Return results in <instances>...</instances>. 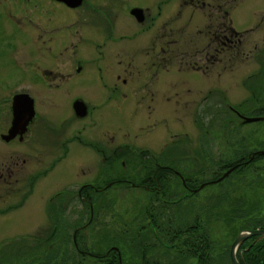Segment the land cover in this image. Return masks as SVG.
<instances>
[{"label": "rangeland", "instance_id": "374dc122", "mask_svg": "<svg viewBox=\"0 0 264 264\" xmlns=\"http://www.w3.org/2000/svg\"><path fill=\"white\" fill-rule=\"evenodd\" d=\"M196 3L204 6L199 9V5L194 6ZM3 7L6 5L0 2V135L6 134L11 118V102H7L12 93L19 91L9 85L14 67L10 59L13 46L8 42V35L15 31ZM16 9L15 5L11 10ZM169 9V68L166 72L159 71L154 79L155 99L162 92L158 85L165 84L164 114L158 116L154 104L146 109V103L141 102L136 107V97L129 86L123 87L121 93L126 97L119 100L112 97L110 101L107 92L93 88L84 91L83 95L86 100L94 98L96 101L91 104L99 108L93 115L98 126L92 129L106 128L116 135L113 143L102 139V147L110 149L118 141L141 146L147 140L145 146L154 153H158L161 146L177 148L170 150L175 151L177 157L178 153H185L187 174H193L200 182H209L196 198L187 200L186 204L201 205L203 225L205 217L209 220L212 229L208 231L211 233L208 238L212 239L210 257L221 254L217 264H230L229 246L235 235L243 230L236 228L235 223L230 233L228 229L216 230L224 226V214L226 218L234 214L242 217L244 212L245 215L249 212L248 220L239 219L240 228L253 229L264 225V172L259 171L264 162H256L242 171H232L222 181L216 182L224 173L220 171L223 164L247 152L261 151L264 147V122L244 124L229 109H238L236 111L245 117H255V110L250 109L264 101V0H186V4L183 0H170ZM225 14L241 38L240 55L231 62H214L211 65L204 61V54H200L213 35L206 32V27L217 19L211 30H220V22L225 28ZM150 33L154 36L155 30L145 36L149 38ZM142 36L130 46L128 53L141 73L146 67L145 49L148 47L146 50H150L156 42L151 45L138 42ZM210 49L208 45L206 51ZM70 93L69 96H56L51 104L37 106L46 121L41 133L27 135L22 143L14 140L7 144L0 139V264H105L104 254L111 247L120 251L121 264H135L141 256L137 246L140 242L147 247L146 262L178 264L171 260L174 251L168 255L153 243L152 238L146 240L149 230H138L146 222L140 219V225L136 226V213L142 212L143 207L149 204V194L137 188L113 186L103 192L104 197L94 203L91 224L76 233L77 248L73 244L74 229L87 221L83 219L80 204L65 203L67 211L63 213L51 206L52 216L46 215L47 197L63 190L64 184L69 183L65 189L72 194L82 182H93L98 188L114 177L109 171L100 175L93 167L96 160L89 149L77 141L71 145L69 156L63 163L53 162L51 153L44 154L58 146L55 134L61 125L64 124L66 130L71 120L75 122L71 115V102L76 92ZM119 104L121 106L117 109ZM215 114L220 121L211 129L205 127L208 126V117ZM162 118H165L164 128H161ZM201 120H204L203 129L199 127ZM75 123L71 124H74L72 127L70 125V130L77 128ZM156 131L157 135L163 136V142L159 144L152 136ZM96 137L99 135L92 134L89 140L97 142ZM199 147L203 149L201 158L197 156ZM163 156L166 158L167 154ZM177 157L175 162H178ZM130 161L132 158H127V163ZM83 163L91 166V171L84 175L79 171ZM127 171L130 173V169ZM174 179L172 176L170 180ZM172 181L171 195L177 199L181 193L174 185L177 181ZM169 210L171 222L175 227L179 226L180 210ZM196 210L192 207L187 223L194 220ZM216 214L219 215L217 219ZM67 225L69 228L63 229ZM53 227L61 229L52 230ZM113 255L117 258L116 253ZM181 264H195V259L184 258Z\"/></svg>", "mask_w": 264, "mask_h": 264}, {"label": "flooded vegetation", "instance_id": "af4514ba", "mask_svg": "<svg viewBox=\"0 0 264 264\" xmlns=\"http://www.w3.org/2000/svg\"><path fill=\"white\" fill-rule=\"evenodd\" d=\"M183 1L186 4V0ZM0 2L6 5L2 10L4 14L8 15L15 31L13 34H7L8 42H10V46H13L10 48L12 53L10 59L14 67V72L11 75L13 78H11V84L9 85L19 90L12 93L10 96L11 101L7 102H11L9 108L11 118H9L6 134L12 129V102L15 95H22L23 102L27 106H32L34 110V115L26 127V132L21 136L16 135L12 140L22 143L27 135L41 133L43 126L46 124L44 116L37 110V106L53 103L58 95L69 96L71 95L70 92H76L71 102V115L76 123L73 120L70 122L71 124L75 123L77 128L70 130L69 128L74 124L68 123V128L65 130V125H61V128L55 134L58 146L51 149V151H45L44 154L49 155L51 153L54 156L53 162L63 163L69 156L71 145L77 141L78 144L83 145V148L89 149V153L96 160L93 167L99 171L100 175L106 171L114 175L103 187L97 188L93 182H82L76 193L72 192V194L68 189H65L69 183L64 184L63 190L61 189L48 196L49 200L46 198V215L48 217L52 216V208L61 209L62 213L66 212L67 205H64L65 203L77 202L83 209V219L86 218L87 221L74 230H83L91 224L94 203L97 199H101L103 192L113 186L133 187L149 194V204L145 208L143 207L142 212L136 213V226L140 225V219L146 222L145 225L138 227V230H149L148 235H151L150 238L159 247L173 250L179 244L183 253V257L180 258L182 261L187 258L188 252L201 249L202 238L211 235L208 231L212 229H210L207 217L204 218L205 224L203 225L201 205L196 204L193 206L186 204V201L196 198L209 182H200L193 174H187L184 152L178 153V162L171 163V148L167 146L159 147L158 153H154L151 148L145 146V143H148L147 140L141 146H132L118 141L110 149L102 147V139L113 143L116 142V135L114 136L112 131L106 128L99 131L92 129L98 126L97 119L93 115L99 108L91 104L92 101H96L94 98L86 100L87 97L83 95L84 91L93 88L103 91L105 94L107 92V95H109L107 99L110 101L112 97L119 100L126 97V94L121 93L123 87L129 86V90L133 92L132 95L136 97V107L140 106L141 102L146 103V109L150 108V104H154L157 115L164 114L165 84H157L158 90H162V92L155 99L154 79L159 71L166 72L169 68L170 0H0ZM15 5L17 9L12 11L11 9ZM194 6L202 9L204 4L196 3ZM223 20L227 26L226 20ZM220 23V30H211L210 27H213V25H207L206 32L213 33L209 37L212 39L200 52V54H204V61L211 65L214 62L219 63L217 61L219 56L222 59L231 56L229 49L232 46L226 44V42H233V35L226 33L222 22ZM230 23L232 24L231 19ZM216 27H218V24ZM153 30H155V35L153 36L150 33L149 38H147L145 34H149ZM232 30L234 31L233 27ZM140 36L142 37L138 42L143 44L149 43L151 45L153 41H156L153 43V48L146 50L147 47L145 49L144 54L147 61L144 62L146 67L144 66L145 69L142 70V73L137 71L133 58L128 55L131 51L130 46L136 44ZM208 45L211 49L206 51ZM203 70V73H205V68ZM139 76L142 77L139 78ZM42 92L43 94H41ZM77 101L86 106L84 117H78L74 112L73 105ZM120 106V104L117 105V109ZM229 109L235 117H240L236 111L238 109L234 110L230 107ZM250 110H259L260 114L256 116L264 118V101L261 100L259 106ZM20 116H22V107ZM28 117L29 115L25 111L21 124L18 126L19 130ZM219 121L217 114L212 115L208 117V126L205 127L211 129ZM161 123V128H164L165 118H162ZM199 127L200 129L204 128V120H201ZM157 132L152 136L157 138L159 144L163 142V136L157 135ZM161 132L164 133L163 130ZM212 132L210 133L211 136L214 133ZM68 134L70 135L66 137ZM92 134L99 135V137H96L99 144L89 140ZM3 135L5 134L0 135V138ZM136 137L140 136L136 135ZM12 141L6 143L9 144ZM94 143L97 144L94 145ZM201 143H203V140H201ZM198 149L197 156L201 158L203 149L202 147ZM165 154H167L166 158L163 156ZM175 154L177 155V153ZM256 156H259V158L254 160ZM129 157L137 162L132 163L130 161L131 164L127 163ZM260 161L264 162V147L261 151L247 152L223 165H232L226 170L230 168L235 170L239 165L248 169ZM22 164H25V160H22ZM14 165H17V163L15 162ZM262 166V170L259 171L264 172V163ZM90 167L85 166L83 163L79 171L84 175L91 171ZM127 169H130V173ZM172 176L175 178L173 181L170 180ZM175 180L177 182L174 185L179 188L181 193L177 199H173L171 195L173 189L171 181L175 183ZM192 207L197 209L194 214L195 218L187 223L186 219L188 213L192 211ZM169 208L178 209L181 212L179 227L174 228V230L170 229L171 211ZM69 212L71 211L69 210ZM215 216L216 219L219 217L217 214ZM248 217L249 212H246V215L244 212L242 217L234 214L227 215L226 218L224 214V219H226L224 226L216 230L228 229L227 231L230 233L232 232L231 226L234 223L239 230H246L239 227V219L248 220ZM192 223L193 225H191ZM59 228L61 229V227H53L52 230H59ZM65 228L68 229L69 226L67 225L63 229ZM259 229L264 230V225L259 226ZM171 231L177 236L170 237ZM171 238L174 242L171 241ZM206 240L212 241L208 238ZM261 240H264V238L252 237L242 244L249 247L252 243ZM116 250L118 249L111 247L103 258H106L111 252H115L117 255ZM163 252L165 251L163 250ZM166 253L168 254V252ZM142 258L143 262L148 264L143 254H141L139 262L135 264H141ZM194 259L195 264H198L196 258Z\"/></svg>", "mask_w": 264, "mask_h": 264}, {"label": "trees", "instance_id": "16d2710c", "mask_svg": "<svg viewBox=\"0 0 264 264\" xmlns=\"http://www.w3.org/2000/svg\"><path fill=\"white\" fill-rule=\"evenodd\" d=\"M212 1H215V0H212ZM224 17H225V20L227 22V26H226L227 28L225 27V31H226V33L233 35V42L232 41L226 42V44L232 46V48L229 49V51H230L229 53L231 54V56L229 58H224V59H222V57L219 56L217 61H219V62H222V61L231 62L233 60H236L240 55L239 53H240V46H241V38L237 32L232 30L230 18H228V15H227V18H226V14L223 16V18ZM230 28H231V30H230ZM218 43H220V42H218ZM219 55H221V54H219ZM255 113H256V115H259L260 111L256 110ZM171 150H175V149L172 148ZM176 157H177V155L175 154V151L170 152V162L171 163H174L176 161ZM258 158H259V156H256V158L254 160H256ZM131 162L133 163V162H135V160L132 159ZM230 166H232V165L231 164L223 165V167H221V171L223 172L224 170H226V168H228ZM242 168H243V166L239 165L235 170L237 171V170L241 169L239 171H242V170L246 169L247 167H244L243 169ZM235 170H233V171H235ZM178 227L179 226L175 227L173 225V223L170 222V229L171 230H174V228H178ZM256 228H259V226H256L253 229H256ZM157 230H158V228H157ZM175 235L176 234H174L173 231L170 232V237H173ZM150 236L147 237L146 240H149ZM206 238H208V236ZM206 238H205V236H204V238H202L203 241H202V248L201 249H199L197 251L192 250L191 252H188V254L186 256L187 259L196 258V263H198V264H213V263L217 264V259H218L219 255H221V254L210 257L211 241H209V240L207 241ZM172 239L173 238H171V241L174 242ZM165 242H167V241H165ZM154 244L156 246H159L156 244V242H154ZM161 248L165 252H173L174 251L172 253L174 258L173 257L171 258V260H173L174 262H176L178 264H181L183 262L182 260H180V258L183 257V253L181 251L179 244H177L176 248L173 250H168V249L163 248V247H161ZM138 250H139L140 254H143L146 257L147 247L144 244V242L138 243ZM116 251H117V256H118V254L120 255V251H118V250H116ZM113 253H115V252H111V254H109L106 258H104L105 264H116V262H117V264H119L118 258L114 257ZM236 257H237L240 264H264V240L258 241L256 243H252V245H250L249 247H247L245 244H242L238 248ZM228 258H229V250H228ZM229 262H230V260H229ZM146 263H148V262H146ZM148 264H157V261L151 262ZM172 264H173V262H172Z\"/></svg>", "mask_w": 264, "mask_h": 264}, {"label": "water", "instance_id": "95a60500", "mask_svg": "<svg viewBox=\"0 0 264 264\" xmlns=\"http://www.w3.org/2000/svg\"><path fill=\"white\" fill-rule=\"evenodd\" d=\"M19 99L23 100L22 95H15L13 97V102H12V116H13L12 129L9 131L8 134L3 135L1 137V139L5 142L12 141L16 137V135H20V136L23 135L26 132V127H27L29 121L31 120V118L34 115V110H33L32 106H27L25 104V102H23V101H21V102H23V103H21L19 101ZM21 107H22V116H23V113L26 111V113L29 115V117L24 121L22 127L19 130L18 126L21 124V121H22V116H20L21 115ZM73 108H74L75 114L78 117H84L86 115V106L82 102L77 101L76 103H74ZM240 118L242 119V123H244V124L255 123V122H259V121L264 120V118H262V117L240 116ZM233 169L234 168L228 169L224 174H222L217 179L216 182L222 181L225 177H227L233 171ZM201 187H203V186H201ZM251 237H258V238L263 237L264 238V230H262V229L245 230V231L240 232L236 236V238L232 242V244L230 246V250H229V258H230L231 264H239L238 260L236 258L237 249L245 240H247ZM73 241L75 243V236L73 238ZM75 245H76V243H75ZM118 262H119V264H121L120 256H118ZM141 264H145L143 262V258H142Z\"/></svg>", "mask_w": 264, "mask_h": 264}, {"label": "bare ground", "instance_id": "6f19581e", "mask_svg": "<svg viewBox=\"0 0 264 264\" xmlns=\"http://www.w3.org/2000/svg\"><path fill=\"white\" fill-rule=\"evenodd\" d=\"M19 101L21 102V101H23V100L19 99ZM21 103H23V102H21Z\"/></svg>", "mask_w": 264, "mask_h": 264}]
</instances>
